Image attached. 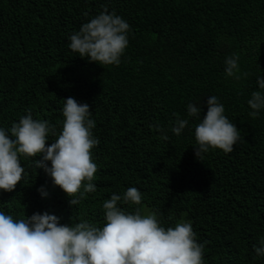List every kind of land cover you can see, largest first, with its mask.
I'll return each instance as SVG.
<instances>
[{
  "label": "trees",
  "instance_id": "16d2710c",
  "mask_svg": "<svg viewBox=\"0 0 264 264\" xmlns=\"http://www.w3.org/2000/svg\"><path fill=\"white\" fill-rule=\"evenodd\" d=\"M105 8L130 32L119 66L103 68L72 52L68 38ZM232 54L247 73L239 81L224 75ZM258 76L264 0H0V127L31 113L59 133L63 100L71 97L89 105L99 140L91 149L96 191L78 205L28 158L20 161L27 178L12 192L0 190V211L101 226L103 201L135 187L141 204L118 206L155 213L165 228L190 222L204 244L203 264H264L254 252L264 238V111L253 119L247 104ZM213 95L240 139L231 153L210 150L201 162L193 149L199 121L187 105L202 118ZM177 119L189 120L179 136L171 131Z\"/></svg>",
  "mask_w": 264,
  "mask_h": 264
},
{
  "label": "clouds",
  "instance_id": "9594fccd",
  "mask_svg": "<svg viewBox=\"0 0 264 264\" xmlns=\"http://www.w3.org/2000/svg\"><path fill=\"white\" fill-rule=\"evenodd\" d=\"M129 32V24L105 8L69 36L68 48L90 63L119 66L128 47ZM238 61L236 54L225 57L226 78L239 81L247 76L241 73ZM256 84L259 90L247 100L251 109L248 115L253 119L264 111V78L258 76ZM206 109L201 118L199 107L187 105L188 117L199 121L194 128L193 149L201 162L210 150L231 153L240 139L215 95L206 99ZM61 112L59 133L48 121L33 119L31 113L8 129L0 127V190L12 192L28 175L21 159L35 158V168L43 169L52 185L67 195L70 206L96 191L93 180L97 166L91 149L99 140L93 135L96 124L89 105L69 97L63 100ZM188 124V119H177L171 131L179 136ZM156 128L159 130L158 124ZM50 135L56 139L49 143ZM37 191L42 198L48 196L44 186ZM141 200L135 187L111 194L102 203L101 226L87 220L62 224L47 212L14 219L0 211V264H203L204 244L196 242L190 222L165 228L155 213L142 215L139 209L128 212L118 206L140 205ZM254 252L264 256V238L254 246Z\"/></svg>",
  "mask_w": 264,
  "mask_h": 264
},
{
  "label": "rangeland",
  "instance_id": "374dc122",
  "mask_svg": "<svg viewBox=\"0 0 264 264\" xmlns=\"http://www.w3.org/2000/svg\"><path fill=\"white\" fill-rule=\"evenodd\" d=\"M145 208H147V207H145Z\"/></svg>",
  "mask_w": 264,
  "mask_h": 264
}]
</instances>
